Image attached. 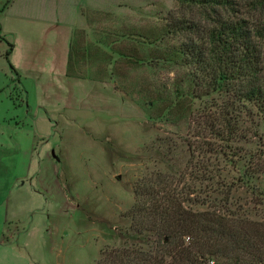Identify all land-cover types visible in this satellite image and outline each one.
<instances>
[{"label": "rangeland", "instance_id": "374dc122", "mask_svg": "<svg viewBox=\"0 0 264 264\" xmlns=\"http://www.w3.org/2000/svg\"><path fill=\"white\" fill-rule=\"evenodd\" d=\"M181 1L87 0V117L77 115L81 125L55 141L59 180L45 182L50 230L45 225L37 264L155 250L158 233L132 228L138 189L140 206L210 212L231 230L252 232L264 257V114L237 95L240 80L212 66L201 73L185 54L181 24L200 33L215 24L209 11ZM251 13L245 5L238 16L253 21ZM44 41L37 62H56L54 42ZM259 49L264 75V40ZM7 70L0 55V83ZM8 87L20 104L16 79Z\"/></svg>", "mask_w": 264, "mask_h": 264}, {"label": "crops", "instance_id": "0c3cea01", "mask_svg": "<svg viewBox=\"0 0 264 264\" xmlns=\"http://www.w3.org/2000/svg\"><path fill=\"white\" fill-rule=\"evenodd\" d=\"M45 28L55 31L53 37L43 36L39 30ZM44 40L53 41L59 51L56 62L54 56L37 62L34 54ZM3 43L4 58L8 43L13 45L9 61L16 72L5 59L8 70L0 83V264H37L45 225L50 230L45 182L59 180L55 141L62 130L81 125L77 115L87 117L82 98L87 94V0H0ZM15 79L20 104L8 87Z\"/></svg>", "mask_w": 264, "mask_h": 264}, {"label": "trees", "instance_id": "16d2710c", "mask_svg": "<svg viewBox=\"0 0 264 264\" xmlns=\"http://www.w3.org/2000/svg\"><path fill=\"white\" fill-rule=\"evenodd\" d=\"M186 6L194 5L209 11L212 28L200 33L195 24L182 23L186 42L185 54L201 66V73L209 66L224 79L240 80L237 95L250 103L258 113L264 114V75L260 72L259 44L264 40V0H182ZM257 12L259 20L239 17L241 8ZM254 16V15H253ZM179 29H182L179 27ZM181 31V30H180ZM5 59L9 61L13 45ZM222 79V78H220ZM146 194L151 195L149 191ZM135 208L131 212L133 230L138 233H158L157 248L153 251L123 248L108 249L101 253L96 264H215L210 257H221L224 264H264L259 238L252 232L234 231L223 224V217L214 213H191L155 205L153 208L139 202L142 195L135 190ZM145 195V194H144ZM143 197V196H142Z\"/></svg>", "mask_w": 264, "mask_h": 264}]
</instances>
